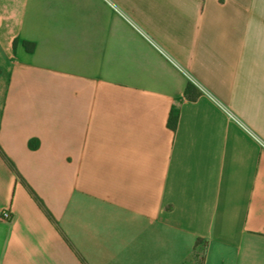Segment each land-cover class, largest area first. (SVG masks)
I'll return each mask as SVG.
<instances>
[{
    "label": "crops",
    "instance_id": "obj_1",
    "mask_svg": "<svg viewBox=\"0 0 264 264\" xmlns=\"http://www.w3.org/2000/svg\"><path fill=\"white\" fill-rule=\"evenodd\" d=\"M0 148V264H264V0H0Z\"/></svg>",
    "mask_w": 264,
    "mask_h": 264
},
{
    "label": "trees",
    "instance_id": "obj_2",
    "mask_svg": "<svg viewBox=\"0 0 264 264\" xmlns=\"http://www.w3.org/2000/svg\"><path fill=\"white\" fill-rule=\"evenodd\" d=\"M191 85H189L188 86V88H187V94H188V96H190V97H192V98H195L196 97V95H191ZM176 121H177V117H173L172 118V122H171V124H172V126H175L176 125ZM0 155L2 156V158L9 164V166L11 167V168H14L13 167V164H12V162L9 160V158L5 155V153L2 151V149L0 148ZM35 197V196H34ZM36 198V197H35ZM36 200H37V198H36ZM48 215H49V213H47Z\"/></svg>",
    "mask_w": 264,
    "mask_h": 264
},
{
    "label": "built area",
    "instance_id": "obj_3",
    "mask_svg": "<svg viewBox=\"0 0 264 264\" xmlns=\"http://www.w3.org/2000/svg\"><path fill=\"white\" fill-rule=\"evenodd\" d=\"M3 220L11 221L12 220V212L9 209L2 210L1 216Z\"/></svg>",
    "mask_w": 264,
    "mask_h": 264
}]
</instances>
